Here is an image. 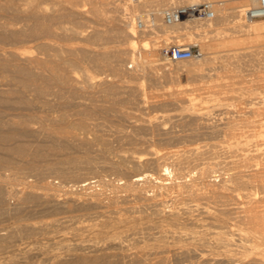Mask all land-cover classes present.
<instances>
[{"label": "bare ground", "instance_id": "bare-ground-1", "mask_svg": "<svg viewBox=\"0 0 264 264\" xmlns=\"http://www.w3.org/2000/svg\"><path fill=\"white\" fill-rule=\"evenodd\" d=\"M217 1H221V6L216 8V17L212 21L227 22L238 35L229 36L218 45L201 41L198 44L200 57L174 60L163 56L165 60L150 63L149 67L161 65L165 70L171 62L191 64L189 71L196 74L194 80L183 86L167 80L168 90L157 91L158 95L167 93L176 99L183 95L201 98L200 94L203 97L206 93L202 91L203 85L209 87L211 83L212 88L207 93L214 100L218 89L213 87L219 82L224 84L227 79L235 81V77L231 79L227 74L230 72H235V83L248 82L242 85L244 91L252 94L250 105L240 110V121L236 116L237 121L232 119L236 124L233 121L227 124L228 130L234 129L235 134L241 130L240 139L235 142L225 140L228 145L222 152L214 151L217 145L213 143L204 150L191 147L179 152L153 154L150 149L145 150L141 139L126 136L128 134H119L114 139L105 137L97 124L86 122V117L93 114L86 107L72 110L73 115L68 112L72 117L66 112L67 107L78 105L71 97L81 90L77 85L79 81L89 88L91 105L102 113L121 107V91L132 96L140 92L138 85L141 84L135 82L143 80L138 77L141 73L121 67L122 56L134 46L135 29L130 22L132 10L125 7L116 17L121 27L115 23L113 32L106 35L99 29H81V22L63 25L75 16L85 17V11L93 18L101 19L104 16L101 2H92L88 9L84 3L79 4V0H0V167L11 169L7 174L0 172V211L18 218L11 224L0 225V264H264V136L253 138L261 132L255 131L258 123L253 117L264 116V92L260 93L257 88L261 85L264 89V19L241 21L243 3L240 2L254 5L256 0ZM181 2L141 0L140 5L167 7ZM124 24L127 30L123 29ZM160 25L157 22L152 28L140 31L139 37L145 39L155 33H163L166 38L175 40L204 36L195 31L205 24L185 21ZM58 36L65 41H76L58 44ZM103 39L125 40V44L116 45L113 50L87 46ZM150 41L156 45L157 40ZM226 44L244 46H241L242 50H229L235 51L233 53L216 49ZM141 48H145L144 45ZM148 51L151 52V48ZM84 64L108 70L115 81L107 82L98 73L88 72L82 73L84 76L80 80L75 69ZM249 71L250 79L244 77ZM146 75L156 84L162 76L144 71L143 76ZM161 81L162 87L157 84L159 88L167 85ZM149 84L147 81L146 85ZM150 87L146 86L147 89ZM242 88L237 86L238 90ZM78 94L80 96V92ZM155 100L159 101V107L168 108L164 107L166 100ZM40 108L48 112L39 114ZM244 112L247 114L243 115ZM68 148L82 149L86 151L84 153L101 152L100 157L109 170L120 172L124 178L126 171L121 170L129 168V177L120 181V185L115 184L102 199L94 188L96 180H91L94 177L91 158L86 156L80 161L79 157L69 155L72 150ZM65 149L70 153L58 155L59 150ZM200 159V167H197ZM39 163L43 165L40 167ZM65 163L73 168L70 165L64 167ZM142 167L152 173H145L147 171L144 172ZM23 169H36L41 179L50 171L69 178L71 184L68 186L74 194L69 195L68 188L65 192L69 196L59 198L58 195L57 198L48 191L51 189L47 181L42 183L44 191L28 187L5 190L2 183L17 178ZM14 191L17 193L15 203L5 206L4 195ZM183 192L187 194L182 195ZM120 210L137 211L142 215L120 217ZM34 213L52 217L51 221L28 218ZM26 214L29 216L22 218ZM226 217L242 224L251 223L250 227L238 230L241 236L252 233L254 240L246 243L249 237L245 241L238 237L236 241L227 231L221 234L209 230L211 225L216 226ZM105 221L107 223H103ZM65 230H70L72 237H67ZM39 238L52 242L40 243ZM35 240L39 243L33 244ZM219 246L224 248L223 251L216 250Z\"/></svg>", "mask_w": 264, "mask_h": 264}, {"label": "rangeland", "instance_id": "rangeland-1", "mask_svg": "<svg viewBox=\"0 0 264 264\" xmlns=\"http://www.w3.org/2000/svg\"><path fill=\"white\" fill-rule=\"evenodd\" d=\"M58 1L60 2L61 0H58ZM92 2H101V6L104 10V16L101 19L93 18L88 11H85V14H86L85 17H80V16L78 17L77 16L78 18H76V16H75V18H72L70 20L63 22V25L70 26V25H73L74 22H75L74 24H79L78 22H81L80 23L81 26L83 25L81 27V29H87V30L93 29V28L96 30L99 29V31H101L102 33L106 32V35L107 34L109 35L110 33L113 32V27H114L115 23H116L115 26L121 27V26H119V23H117L118 21L116 20V17H117V15H121V13L124 11L125 7H128V5H127L128 0H91V1L79 0V4L84 3L85 7H87L88 9L90 8V4ZM240 3H243L240 8H244V7L250 5L249 3H245V2H240ZM223 6H225V5H223ZM80 7L84 8V10H85L84 6H80ZM113 16H115L114 19H113ZM76 19H78V20H76ZM84 21H85V23H83ZM124 25L122 26V27H125L123 29L127 30L128 29L127 25H125V26ZM160 26H162V25H160ZM195 32H197V34L203 33L204 36L203 37L201 36L202 38L198 37V36H192L188 40H185V39L175 40V38H170V39L172 42H175V43H178V42L179 43L180 42L185 43V42L196 41V42H198V44H201L202 42H212V43L215 42V44L218 45L220 42L225 41V38H228L229 36L238 35L237 32H234V31H232V29H230V26L227 22L222 21L221 19L211 21L210 23L205 24L202 27L198 28V30ZM139 35H141V32L138 30H134L133 36H135V37H134L133 44H132L134 46H132L131 51L129 50L130 52L127 51L122 56V61H121V67L123 66L122 69L125 68L124 70H127V71H133L136 73H141V74H138V77L140 80H142V79L143 80L138 81L139 83L135 82V83H137V85L141 84V85H138V86H140V92L138 93L139 96H138V94L132 96V95H130V93L128 94V92L125 90L121 91L119 94V96H121L122 97L121 99L123 100V102L120 104L121 107L119 106L120 108H115L113 110H110L109 113L108 112L102 113L97 109V107H95L94 105H91V103H90L91 101L88 99V98H91L88 94L89 88H87L84 83L79 81L80 83L78 82L77 85H79L81 90H79L76 93L77 94V95H75L76 98L75 97H71V98H74L72 100L76 101V104L79 105V103H81L82 105L67 107L68 109L66 110V112H67V114H69L68 116L72 117V115H73L72 113H74V112H72V110L78 109L79 107H80V109H82L83 107H86V108H88L87 109L88 112L92 110V112H90V113H93L89 117L90 119L88 118V116L86 117V122L87 123L90 122L89 125L97 124L101 130V133L105 137L108 135L109 138L111 137L114 139V138H117L119 134H121L123 136L128 134L126 136L129 137V135H130V137H133V138H136L139 140L141 139V141L143 142V145L146 146L145 150H146V148H148L147 150L150 149L149 151L152 152L153 154L171 153L173 151L179 152V151L185 150V148L187 149V148H191V147L194 148L195 150H199V149L204 150L209 145L211 146L213 143H215L217 145L216 149L214 151L222 152L225 149V147L228 145L227 141H225V140L228 139L229 142H235L238 139H240L239 138L240 137L239 132L241 130L239 131L238 129H236V130H238V131H236L238 134L237 133L235 134L234 129L228 130L227 124L230 121H233V120L235 121V119L237 121L236 116H238V121H240L239 118L242 116L241 115L242 112H240V110L241 111L245 110L247 108V106L250 105L251 100H249V99H251L252 94L249 93V91H244L245 88L243 86L244 84L246 85L248 82L242 83L243 85L242 84L239 85V83L238 84L235 83L237 81V79H236L237 77L235 76V72L227 73L229 76H231L230 77L231 79H232V77H233V79L235 77V81L227 79V81L224 84L222 82L220 84V82H219L218 86L215 85L216 87H213V88L215 90L218 89L217 95L215 97L216 100L209 98L208 93H207V91L212 88L210 86V85H212L211 83L209 84V87L206 86V84L203 85L204 87H202V88H204V90L202 89V91H206L207 94L202 93L203 97L200 94L201 98H190L192 96L183 95V96H180L179 98L176 99V98H171L169 95H168L169 96L168 97L166 95L167 93H165L166 97L163 96L164 93H163V95H158L157 91L161 92L164 90L165 91L168 90V88H167L169 86L168 81L173 80L172 83H176V84L179 83L183 86V85L187 84L189 81L191 82L192 79L195 78L194 76H196V74L194 72L189 71V67L191 64H189V62H186V61L171 62L169 67L166 68L167 70L166 69L164 70V68L161 65H160V67H159V65H157V67L154 66V67L150 68L149 67L150 63L152 64V63H156L158 61L165 60L163 58V56L164 57H166V56L161 51L160 43H163V40L161 39L162 37L167 41V38H166L167 36H164L163 33L162 34L161 33H155L153 35H150L149 37L148 36L145 37V39L142 38L143 39L142 40L141 36L139 37ZM133 36L131 35L132 39H133ZM61 39L62 38H60L58 36V44L70 43L71 41L72 42L76 41L74 39L70 40V41H65V40H63V39L61 40ZM214 39H216V40H214ZM144 40H145V42H143ZM150 40H157L156 45L153 46L151 44L152 42ZM93 43L94 44L88 43L87 46L88 47L91 46V48H95L97 50H101V48H103V49L105 48L104 50H113L116 45L117 46H123L125 44V40H120L119 42H117V41L112 40V39H110V40L109 39H103V40L96 41ZM141 45H144L145 48H141ZM241 46L243 47L244 45L243 44H236V45L226 44L222 47L218 46L216 49L231 52L229 50H232V49L235 50L236 48L237 49L241 48V50H242ZM134 47L136 50L134 49ZM150 48L152 50L151 52L148 51ZM233 52H235V51H232L231 53H233ZM237 52H238V50H237ZM109 57L111 58V56H109ZM139 59L141 60V62L139 61ZM148 59H150V60H148ZM142 61L145 62L146 65ZM137 63H139V65H137ZM141 63L143 66L141 65ZM88 65L89 64H84L83 66H79L75 69V73L77 74V76L80 80L84 76L83 74L88 72V73H98L99 74L98 76L101 77L102 80H107V82H112V81L114 82L115 81L114 76L108 70L103 69V68H95V66H92V65L88 66ZM133 67H135V68H133ZM144 71H152L153 73H155L157 75H162L163 73L165 74V72H167V75L166 74H165V76L162 75L164 77H162V76L159 77V79L162 80V81L161 80L160 81L162 83L167 84V85L165 86L162 84L163 88L157 87V84L158 85L160 84L159 79L157 80V84H156V81H152L151 79H149V77L147 75L143 76ZM168 73L170 75H173V76H170ZM249 73H251V71H249L247 73L248 76L246 75L244 77L250 79L252 76H251V74L249 75ZM166 76H167V78L164 79ZM170 77H172V78L170 79ZM145 79H146V82H145ZM148 79L151 82H149ZM147 81H148V83H150L149 85H146ZM119 82L120 81H118L117 83H119ZM143 82H144V84H143ZM198 83H199V81H198ZM130 84H133V83L131 82ZM145 85L151 86V87L149 89H147L148 87L146 88ZM255 85L257 86L256 83L254 84V86ZM237 86L243 87L244 89L242 88V89L238 90ZM153 87H154V91H152ZM160 87H162V86H160ZM234 87H236L235 90H237L238 94L234 93V92H236L233 89ZM151 88H152V90H150ZM257 88H258V91L260 93L264 92L263 86L258 85ZM156 89H158V90H156ZM159 89L160 90L162 89V90L159 91ZM83 90H85L84 91L85 93L82 92ZM79 92H80V96L78 94ZM150 95H151V97H150ZM205 95H207L208 97H206ZM123 96H126V97L123 98ZM129 97H130V99H129ZM96 98H100V97L96 96ZM132 98H133V100H132ZM127 99L129 101L128 103H127ZM155 99H160L161 101L166 100L165 102H167V105L164 107L165 108L168 107V108H166L167 110L166 109L164 110L163 106H161V105L159 107L158 106L159 101L155 100ZM125 100H126V104H125ZM157 106H158V108H157ZM70 108H72V109L70 110ZM53 109H51V110H53ZM120 109H121L122 113H121ZM58 110H59V107H58ZM53 111H51V112L53 113ZM46 112H48V111L45 110L44 108H40L38 111L39 114H45ZM68 112H70V113L72 112L71 113L72 115H70V113H68ZM239 112H240V114H239ZM245 114H247V113L244 112L243 115H245ZM253 118H255L257 123H258L257 127H256L257 129L255 128V131H257V130L261 131L257 134L255 133L256 135H254L253 138H255V139L263 138L262 136H264V135H262V134L264 133V131H262V130L264 129V116L255 115ZM226 119H228L229 121L228 120L226 121ZM259 121L262 123H260ZM234 123L236 124L237 122H234ZM262 126H263V128H262ZM224 128H225V130L227 129L226 134H227V132H229L228 133L229 135L226 136V134L224 132L225 131ZM180 136H182V137H180ZM178 137L180 138L181 141L177 140ZM230 137H232V138L229 139ZM185 141H187V142H185ZM124 146L126 147V149L127 148L129 149V147L127 145H124ZM201 146H204V147H201ZM68 149L67 150L65 149L66 151L65 150H59V152L57 151L59 153L58 155H63L66 152L70 153V151L73 148L69 149L70 151ZM71 152L72 153L69 155H74V156L79 157L78 159L80 161H82V160L84 161L86 156L87 157L89 156L91 158L92 166H94V170H92L94 177L91 180H96L94 182L95 183L94 188H96L95 190L101 195L100 196L98 194L99 195L98 197H100L102 199L105 198V197L103 198V196H106L110 193V191L113 189V186L115 184L120 185L119 184L120 181H123L127 177V175L129 177V172H131L129 168L122 169L121 170L122 172H124V170L126 171L124 174L126 177H124V178H122L123 174H121L120 172H118V171L112 172V170H109L107 168L106 162H104L102 160V158L100 157V155H102L101 152H98V151L96 152V151L92 150V152H90V153H89V151H87L88 153H84L86 151H84L82 149H76L75 150V148ZM210 152H207L206 154L208 155V153H209V155H210ZM98 153H99V155H98ZM80 157L81 158L85 157V158L80 159ZM62 159L64 162H67L66 157H63ZM196 164H198L197 167H200L199 165L201 164V159H200L199 163L197 161ZM42 165H43V163H39L40 167ZM69 165H70V168L72 169L73 167H71L72 166L71 164L65 163L64 167H69ZM168 166L170 169L171 166L170 165H168ZM219 167H217V168H219L220 171H223V169H221V166H219ZM142 168L145 169L144 172L147 171L145 173H152L151 170L147 169V167H142ZM98 171H100V172H98ZM0 172L2 174H7V173L11 172V169H8L6 167H0ZM35 172H36V169H31V171H30V169H26V170L23 169V171H21L20 175L17 178L11 179L8 182H3L2 187H4L5 190H7V189L8 190H15L16 188H20V187H22V188L28 187V188H33L37 191H44L45 189L41 188L43 186L42 183H44V181L45 182L47 181L46 183H48V185L50 186L49 188L51 189L48 191L53 192L56 195V197L59 195L61 197H59V196L58 197L62 198V197L74 194V192L73 193L71 192V191H73V190H71L72 187L70 188L68 186L71 184L70 181L68 182L69 178H66V177H63L60 175H56L55 172L50 171V173L44 174L43 178L41 179L39 177V175L37 174V172L36 173ZM30 183H31L32 187L29 186ZM56 183H57V185H56ZM50 184H52V185H50ZM51 186H52V188H51ZM255 188L259 189L257 186H255ZM77 189H78V187H77ZM65 191L66 192L68 191L67 193H69V195L66 194ZM186 194H187L186 192L182 193V195H186ZM16 195H17V193L15 191L8 194V195L7 194L4 195V202L5 203L3 202V204L5 206H8L9 204H10L9 206L13 205V203H15V201H16ZM200 201L202 202L203 200H199L198 202H200ZM111 208H112V206H111ZM113 208H115V207H113ZM1 212L2 211H0V225L11 224V223L17 221V219H18L15 216H13L12 214L4 213V212L1 213ZM125 212L123 210H120L118 215H120V217H125V216L131 217L133 215L141 217V215H142L141 212L139 213L137 211H135V212L125 211ZM34 214H36V213H34ZM34 214H32L30 216L28 214H26V215H23L22 218H27L29 216L28 218L37 219V220L41 219L44 221L48 220V219H50L49 221H51V218H52V217H48V216L47 217L42 216V215H40V213L36 214V215H34ZM40 216H42V217H40ZM223 220H225V221H223ZM223 220L222 219L219 220L218 224L216 226L211 225L209 230L220 231L221 234L223 232L227 231L226 233H228V235L236 241H238V239L241 237L243 238V239L241 238V241L248 240V237H249V240L246 243H250V242H252L250 240H254L252 233L245 234L244 236L243 235L241 236L239 233V230H238V228L242 229V228H245V226L250 227L251 223L242 224V223L236 222L233 219H229L227 217L223 218ZM103 223H107V222L105 221ZM220 224H222V225H220ZM220 226L222 227L221 229H220ZM234 229H235V231H234ZM65 231H66L65 234L67 235V237L68 236L72 237V233L69 232L70 230H65ZM263 231H264V229H263ZM234 232L237 234L235 235ZM232 235H233V237H232ZM245 237H246V239H245ZM44 239L45 238H39L38 241L39 242L42 241L40 243L48 241L47 239H45V240ZM38 241L35 240L32 243L34 244V243H37ZM49 241L52 242V240H49ZM223 249H222V247L219 246L216 250L218 252H221V251H223Z\"/></svg>", "mask_w": 264, "mask_h": 264}, {"label": "built area", "instance_id": "built-area-1", "mask_svg": "<svg viewBox=\"0 0 264 264\" xmlns=\"http://www.w3.org/2000/svg\"><path fill=\"white\" fill-rule=\"evenodd\" d=\"M156 2L158 0H150ZM141 0H128V7L132 10L130 22L135 30L142 31L152 28L157 22L165 26L181 22L210 23L216 17V8L221 1L217 0H182L179 4L167 7L155 5H140ZM241 20L244 22L253 19H264V0H256L254 5L242 9ZM171 37L160 43L162 53L174 60H187L201 56L198 42L187 45H177Z\"/></svg>", "mask_w": 264, "mask_h": 264}]
</instances>
